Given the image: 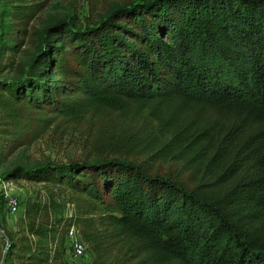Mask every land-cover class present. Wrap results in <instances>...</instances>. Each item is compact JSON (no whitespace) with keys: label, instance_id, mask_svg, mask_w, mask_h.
<instances>
[{"label":"trees","instance_id":"trees-1","mask_svg":"<svg viewBox=\"0 0 264 264\" xmlns=\"http://www.w3.org/2000/svg\"><path fill=\"white\" fill-rule=\"evenodd\" d=\"M43 8L11 7L2 37L0 157L100 110L119 132L96 142L112 158L2 175L75 195L71 217L27 208L23 264L60 257L72 224L111 264H264V0H143L22 51Z\"/></svg>","mask_w":264,"mask_h":264},{"label":"rangeland","instance_id":"rangeland-1","mask_svg":"<svg viewBox=\"0 0 264 264\" xmlns=\"http://www.w3.org/2000/svg\"><path fill=\"white\" fill-rule=\"evenodd\" d=\"M28 2H44V8L30 23L29 35L21 49L29 52L42 44L44 31L52 24L64 21L74 29L94 26L114 9L120 6L142 4L143 0H0V50L4 47L3 45L10 44L3 41L2 37L10 28L11 7ZM20 57H22L21 52L18 53L17 58ZM1 60L0 57V78L15 77L12 68L9 65L5 68L3 66L5 62ZM117 116L118 114L113 111L100 110L95 115H87L77 123H65L58 119L42 137L10 152L5 151L0 157V176L15 165L33 169L48 163L96 162L104 158H112L107 155L97 156L95 149L100 131L106 130L109 125L115 126L113 122ZM126 117L130 118V115ZM116 131L119 132L117 128ZM13 183L14 186L9 190V195L18 201L17 213L10 212L7 197L0 184V264H23L24 261L20 259V256L24 255L20 240L26 231L28 222L26 210L29 206H40L50 213L54 214L55 211L58 217H68L67 205L74 202L75 197L71 191L64 189L61 185L46 181L18 178L13 179ZM4 229L13 236L14 248H10L11 243L7 240ZM113 256L114 253L103 255L88 247L86 257L82 261L72 260L64 251L50 264H109Z\"/></svg>","mask_w":264,"mask_h":264},{"label":"built area","instance_id":"built-area-1","mask_svg":"<svg viewBox=\"0 0 264 264\" xmlns=\"http://www.w3.org/2000/svg\"><path fill=\"white\" fill-rule=\"evenodd\" d=\"M0 184L4 190V194L7 197V206L11 213H17L19 209L18 201L15 197L9 195V190L13 188V179H4L0 176ZM68 217H71L74 213V204L70 203L67 205ZM64 251L74 261H82L85 259L87 254V245L82 240L79 231L74 224L68 227L65 234V245Z\"/></svg>","mask_w":264,"mask_h":264}]
</instances>
